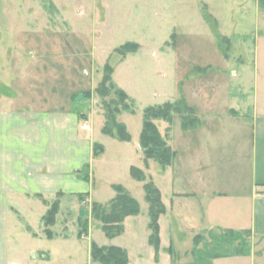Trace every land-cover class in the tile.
<instances>
[{
  "label": "rangeland",
  "instance_id": "rangeland-1",
  "mask_svg": "<svg viewBox=\"0 0 264 264\" xmlns=\"http://www.w3.org/2000/svg\"><path fill=\"white\" fill-rule=\"evenodd\" d=\"M67 34L95 37V73L100 70L105 73L110 64L114 68L113 81L129 93L135 108V113L122 111L121 116L117 115L131 134L130 140L122 141L101 131L106 122L105 109L102 97L95 91L89 96L90 91H86L74 101V111L95 109L93 115L89 114L88 123L104 149L91 165L92 180L95 197L104 202L110 200L111 183L130 188L135 197L140 192L144 194L142 183L131 177L130 165L143 168L154 181L166 185L161 165L150 160L146 166L143 149L142 153L137 149L146 107L175 102L185 92L197 101L194 92L205 88V100L214 102L213 98H219L211 108L229 110L230 106L238 107V103L245 101L248 86L255 83L257 89L264 90V10L258 0H0V93L11 91L8 83L12 62L20 66L29 53L38 54L43 43L37 40L44 36L48 39ZM125 44L138 48L125 56L118 51ZM71 51V47L64 48L55 66L61 69L68 65L71 69L73 61L79 62L78 55L70 58ZM25 90L28 93L29 86ZM112 98L116 96L111 91L104 99L109 102ZM178 108L181 115L193 122L195 114L184 105ZM20 115L29 118L26 112ZM196 115L199 117L198 112ZM180 121L177 113L171 123L155 120L165 139L168 131H178ZM15 131L37 134L33 127H16ZM31 176L27 174L25 180ZM16 180L24 178L16 176ZM19 193L7 225L8 256L4 257L9 258L7 264H90L92 241L99 246L112 242L92 222L89 234L82 235L88 232L84 220L89 219L82 210L79 214L70 209L69 201L73 198L70 194L58 192L56 196H48L32 190ZM61 198L68 199V207L58 217L59 204L54 223L47 226L45 214ZM82 206L89 213V205ZM145 216L148 220L147 209ZM124 238L120 234L115 240ZM221 238L233 243H216L210 249L212 253L254 250L263 255L260 264H264V237L226 232ZM92 261L103 264L93 258Z\"/></svg>",
  "mask_w": 264,
  "mask_h": 264
},
{
  "label": "crops",
  "instance_id": "crops-1",
  "mask_svg": "<svg viewBox=\"0 0 264 264\" xmlns=\"http://www.w3.org/2000/svg\"><path fill=\"white\" fill-rule=\"evenodd\" d=\"M37 41L43 43V48L38 54L28 52L30 56L20 66L12 62L10 85L8 83L11 91L0 93V264H7L9 259L4 258L8 256L7 225L10 214L13 216L16 193L32 190L48 196H56L58 192L70 194L73 197L69 201L70 209L79 214L82 210L90 220H84L88 223V232L82 234L88 235L91 222L92 226L96 224L103 230L102 223L94 219L93 204L108 206L116 196L113 186L118 184L111 183L114 192L108 202L95 197L91 165L97 157L94 145L101 143L88 123L89 114L93 115L95 109L74 111L75 98L86 91L93 94L104 75L101 70L94 71L95 37L67 34L48 39L44 36ZM70 47V58L78 55L80 61H73L71 69L68 65L61 69L56 67L64 48ZM26 86H29L28 93ZM204 90L194 92L197 101L187 92L177 99H184L194 107L201 123L196 128L184 129L180 121L176 133L167 132L166 139L177 156L170 166L161 169L165 187L146 173L159 188L165 205V212L159 217L158 249L150 243V205L144 182L137 180L144 189V194L140 192L137 197L130 188L120 184L139 202L140 212L125 218L123 240L118 242L116 236L108 237L104 232L112 242L102 246L124 249L129 264H260L263 259V255L254 250L212 253L210 249L216 243H233L231 239L221 238L226 232L264 237V197L261 194L264 187V90L257 89L255 83L248 86L245 101L238 103V107L230 106L229 110L211 108L219 98H213L214 102L205 100ZM25 112L29 118L21 117ZM86 123L89 129H83ZM16 127H33L37 134L16 132ZM142 128L143 123L137 140L141 153ZM132 166L136 165H130V169ZM27 174L32 175L29 180H25ZM16 176H22L24 181L16 180ZM60 200L58 217L63 215L64 207H68V199ZM24 201L29 204L28 200L22 199ZM84 204L89 205V213L84 210ZM129 226L130 235L127 234ZM90 264H94L92 255Z\"/></svg>",
  "mask_w": 264,
  "mask_h": 264
},
{
  "label": "trees",
  "instance_id": "trees-1",
  "mask_svg": "<svg viewBox=\"0 0 264 264\" xmlns=\"http://www.w3.org/2000/svg\"><path fill=\"white\" fill-rule=\"evenodd\" d=\"M258 2L260 7L264 10V0H258ZM137 48V46L132 48L131 44H125L120 47L118 51L126 56L127 53L135 52ZM113 73L114 68L110 64H107L103 78L98 87L94 90L102 97L105 109L106 123L102 131L104 134L119 140L128 141L131 139V134L127 126L117 119V115L122 111L135 113V108L133 99L130 95L123 88L116 86L112 77ZM111 91L116 98H112V100L107 102L104 98H107L111 94ZM89 95H92L91 91L88 92V96ZM180 104L184 105L192 114H195L193 116V122L187 116L181 115L178 108ZM174 113L180 114L182 127L184 129L196 128L201 123L200 118L196 115L195 108L188 105L184 99L146 107L144 110L143 128L140 137V146L141 149H143L146 166L149 165L150 160H155L163 169H166L177 156V152L169 145L167 139L162 136L155 123L156 119H164L171 123ZM103 149L104 147L102 144L96 143L94 145L95 156L101 154ZM130 173L134 179L144 182L146 199L150 205V228L152 230L150 243L158 249L160 245L159 217L165 212V205L162 201L161 192L142 168L132 166ZM113 187L116 191V196L107 207L99 203L93 204V215L95 219L102 223V228L108 237L120 235L124 230L123 223L125 218L129 215H137L140 212L139 202L130 195L124 186L115 184ZM58 206L59 202L57 200L48 210L46 216L47 226L54 223V218L58 212ZM91 255L94 260H100L103 264H129L127 252L118 246H99L97 243L93 242Z\"/></svg>",
  "mask_w": 264,
  "mask_h": 264
},
{
  "label": "built area",
  "instance_id": "built-area-1",
  "mask_svg": "<svg viewBox=\"0 0 264 264\" xmlns=\"http://www.w3.org/2000/svg\"><path fill=\"white\" fill-rule=\"evenodd\" d=\"M83 129H89V125L86 123L83 125ZM262 196L264 197V187L262 188V192H261Z\"/></svg>",
  "mask_w": 264,
  "mask_h": 264
}]
</instances>
